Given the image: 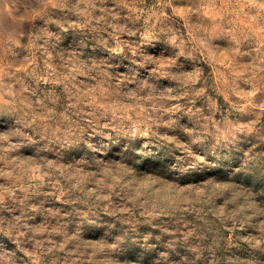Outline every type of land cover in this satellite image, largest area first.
Returning <instances> with one entry per match:
<instances>
[{"label": "rangeland", "instance_id": "374dc122", "mask_svg": "<svg viewBox=\"0 0 264 264\" xmlns=\"http://www.w3.org/2000/svg\"><path fill=\"white\" fill-rule=\"evenodd\" d=\"M0 264H264V0H0Z\"/></svg>", "mask_w": 264, "mask_h": 264}]
</instances>
